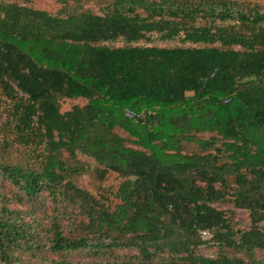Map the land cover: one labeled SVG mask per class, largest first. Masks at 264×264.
<instances>
[{"label":"trees","instance_id":"1","mask_svg":"<svg viewBox=\"0 0 264 264\" xmlns=\"http://www.w3.org/2000/svg\"><path fill=\"white\" fill-rule=\"evenodd\" d=\"M16 1H0V115L29 159L0 164V264H264V0L65 19ZM38 200L78 215L43 237L22 216Z\"/></svg>","mask_w":264,"mask_h":264},{"label":"rangeland","instance_id":"2","mask_svg":"<svg viewBox=\"0 0 264 264\" xmlns=\"http://www.w3.org/2000/svg\"><path fill=\"white\" fill-rule=\"evenodd\" d=\"M5 4H12L14 0H0ZM102 0H17L16 2L19 5L25 6L29 5L30 8L40 11H46L54 17L66 18L72 14H75L77 9L80 7V4L84 5V8L90 9L91 11L99 14L98 5ZM15 87V86H14ZM4 102H8L5 95H3L2 89L0 87V105ZM75 101H62L61 109L62 111H70L71 108L75 105ZM6 116L0 115V164L13 165V166H25L27 165L29 155L26 153V150L16 144L12 140V135L7 131V129L2 125V121ZM121 136H126L121 134ZM36 165V164H34ZM37 166V165H36ZM78 185L83 188H94L97 183L93 180L90 174H83L77 180ZM0 193L2 190L0 189ZM222 205V204H220ZM16 208L23 210L24 207L16 204ZM223 209H230L236 211V220L245 228L250 226V220L248 218V214L245 210L242 209H234L232 204L226 203L222 206ZM26 211V210H25ZM24 211L23 215L27 214L26 219L28 223H30L34 228H37L38 232L41 236L45 237L47 226L50 222L53 221V217L57 218V220L63 222L65 225L69 226L75 218L77 217V213L72 211L71 208L68 207L67 210L57 209L51 202H42V200H38L36 205H33L32 209H29V212L26 213ZM202 239L205 241H209L211 239V235L208 233H204L202 235ZM201 253L205 257H214L215 249L211 246L204 245L201 247ZM18 251L16 250V255H18ZM21 256L19 259L22 261L33 262V260L27 258V254L19 255ZM40 257V256H39ZM38 258V257H37ZM57 259V257H54ZM83 257L73 255L71 256L72 263L75 264L79 260H82ZM104 259H111V255H106L102 257ZM88 259L87 257L84 260ZM39 262H44V255H41V259ZM46 262L50 263V260H46Z\"/></svg>","mask_w":264,"mask_h":264},{"label":"built area","instance_id":"3","mask_svg":"<svg viewBox=\"0 0 264 264\" xmlns=\"http://www.w3.org/2000/svg\"><path fill=\"white\" fill-rule=\"evenodd\" d=\"M125 116L127 117V118H137V115L133 112V111H131V110H125Z\"/></svg>","mask_w":264,"mask_h":264}]
</instances>
